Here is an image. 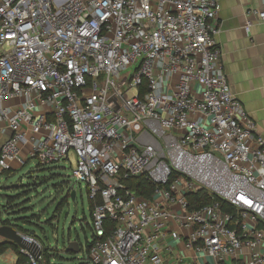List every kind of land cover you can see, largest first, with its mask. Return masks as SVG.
I'll return each mask as SVG.
<instances>
[{
	"label": "built area",
	"instance_id": "2783aa9c",
	"mask_svg": "<svg viewBox=\"0 0 264 264\" xmlns=\"http://www.w3.org/2000/svg\"><path fill=\"white\" fill-rule=\"evenodd\" d=\"M219 9V0H0V174L72 152V176L99 200L91 264H164L170 223L206 264H264V137L227 83ZM249 17L264 22V9L246 12V30ZM139 176L152 199L123 184ZM201 190L239 221L217 201L190 211L187 195ZM19 235L33 244L19 253L40 264L42 245Z\"/></svg>",
	"mask_w": 264,
	"mask_h": 264
},
{
	"label": "crops",
	"instance_id": "0c3cea01",
	"mask_svg": "<svg viewBox=\"0 0 264 264\" xmlns=\"http://www.w3.org/2000/svg\"><path fill=\"white\" fill-rule=\"evenodd\" d=\"M219 6L216 41L227 83L232 95L256 124L257 133L264 137V22L249 17L251 26L245 29L246 12L263 10L264 6L260 0H219ZM7 104L12 105L13 101ZM170 208L179 212L176 205ZM187 234L186 229L170 223L167 245L162 252L164 264L211 262L208 257L185 248Z\"/></svg>",
	"mask_w": 264,
	"mask_h": 264
},
{
	"label": "rangeland",
	"instance_id": "374dc122",
	"mask_svg": "<svg viewBox=\"0 0 264 264\" xmlns=\"http://www.w3.org/2000/svg\"><path fill=\"white\" fill-rule=\"evenodd\" d=\"M131 72L129 69L125 74ZM37 166V160L32 159L20 167L18 169L20 171L14 176H1L0 188L33 183L30 194L23 199H29L31 201L29 205L34 207L36 214L40 215L41 223L39 225L41 228L29 227L27 233L33 234L35 239L37 238L41 242V245L49 249L53 255L59 256V258L51 257L50 264H91L86 254V246L91 243L92 239V231L87 227V225H91L88 196L84 183L77 182L72 176V171L75 168L74 154L72 152L69 154L68 161L53 165H41L39 168ZM45 166L46 168H44ZM24 175H32L33 180H27ZM52 175H59V177H52ZM66 182L74 186L73 191L75 192L74 197L72 194L69 197L67 205L62 200ZM3 195L4 192L0 190V210L3 205ZM54 215L56 218H52ZM48 220L52 222L49 225L44 223ZM70 241H76L82 251L76 254L67 252V244ZM14 254L12 250H6L0 256V264H13ZM9 258L11 261L6 262Z\"/></svg>",
	"mask_w": 264,
	"mask_h": 264
},
{
	"label": "trees",
	"instance_id": "16d2710c",
	"mask_svg": "<svg viewBox=\"0 0 264 264\" xmlns=\"http://www.w3.org/2000/svg\"><path fill=\"white\" fill-rule=\"evenodd\" d=\"M144 90V88H143ZM42 164L38 163L37 168L41 167ZM46 168V166L44 167ZM20 170L15 171H4L0 174L1 176L8 177V176H14L16 173H18ZM32 172V171H30ZM29 175V174H28ZM24 175L25 178L28 180H33V176ZM52 177H59V175H52ZM174 178V177H173ZM172 178V179H173ZM35 179V178H34ZM21 181V178L19 179ZM46 180V179H44ZM20 181H18L20 183ZM45 183V181H44ZM43 183V184H44ZM128 189L135 192V194L145 198V199H152L153 193H154V187L151 186L143 176L135 177V178H129L124 181L123 183ZM31 186H33V183L23 185V184H17L16 186H7L4 188H0L4 192V195L2 196V203L0 210V226H6L13 228L17 233L22 235L31 236L35 239L34 235L31 233H27V228L29 227H35V228H41L40 227V215L36 214L34 211V207L30 206V200L29 199H23L25 196L27 197L30 194ZM74 186L71 185L69 182H66V187H64V197L62 200H64L68 204L69 197L71 196L73 192ZM62 190H63V184H62ZM188 204H189V210L194 211L198 210L203 206L209 205L213 203L214 201H217L221 207V209L233 217V222L239 221L238 211L230 206L225 201L217 198L216 196L213 197V195L206 191L201 190L194 194H188L186 197ZM99 203V200L96 202H92L88 200V209L89 212L93 210L94 206ZM54 213L56 214L55 210ZM52 218H56L55 215L52 216ZM44 223H48L47 225L51 224V221H44ZM107 228L112 229L113 224L112 222H107L106 224ZM236 225L233 224V227ZM87 227L91 230V227L87 225ZM37 240V238H36ZM39 243H41L39 240H37ZM79 251H82L81 246L78 244ZM88 248L89 245L86 246V254H88ZM12 250L15 254V263L14 264H28L27 258L19 253V247L16 246L13 243L6 242L5 240L0 241V251L1 254H3L6 250ZM78 251V252H79ZM73 254V253H70ZM56 255H53L49 249L45 248L42 245V251H41V259L40 264H50L51 257H54ZM59 258V256H56Z\"/></svg>",
	"mask_w": 264,
	"mask_h": 264
},
{
	"label": "water",
	"instance_id": "95a60500",
	"mask_svg": "<svg viewBox=\"0 0 264 264\" xmlns=\"http://www.w3.org/2000/svg\"><path fill=\"white\" fill-rule=\"evenodd\" d=\"M75 196V192H72V197ZM0 238L6 242L13 243L21 250L30 251V246L33 244L27 243L21 235H19L13 228L0 226ZM66 251L69 253L76 254L79 251L78 243L76 241H70L67 244ZM39 256V253L34 255L35 259Z\"/></svg>",
	"mask_w": 264,
	"mask_h": 264
}]
</instances>
